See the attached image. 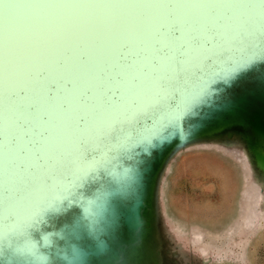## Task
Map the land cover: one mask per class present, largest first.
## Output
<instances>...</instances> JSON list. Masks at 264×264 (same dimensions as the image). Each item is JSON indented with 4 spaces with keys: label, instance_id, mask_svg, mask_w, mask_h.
I'll return each mask as SVG.
<instances>
[{
    "label": "water",
    "instance_id": "95a60500",
    "mask_svg": "<svg viewBox=\"0 0 264 264\" xmlns=\"http://www.w3.org/2000/svg\"><path fill=\"white\" fill-rule=\"evenodd\" d=\"M72 1L53 25L0 2V264L214 263L161 187L214 143L246 165L245 224L263 216L264 0Z\"/></svg>",
    "mask_w": 264,
    "mask_h": 264
},
{
    "label": "rangeland",
    "instance_id": "374dc122",
    "mask_svg": "<svg viewBox=\"0 0 264 264\" xmlns=\"http://www.w3.org/2000/svg\"><path fill=\"white\" fill-rule=\"evenodd\" d=\"M78 1L80 5L91 0ZM0 2L14 7H8V11L15 16L27 11L31 16L38 17L41 7H44L51 15L47 21L52 25L59 11L70 14V20L78 19V15L68 11L71 9L66 10L76 2L72 0ZM56 26L54 29L62 30L58 20ZM57 35L61 37L62 33L59 31ZM85 39L91 40L89 37ZM60 45L61 38H58L57 47ZM88 47H91L90 44ZM90 55L92 58L95 56ZM64 60L65 66L70 67L74 56L71 54ZM85 66L83 63L80 68ZM21 80L29 83L27 78ZM245 168L244 160L237 152L214 143H197L177 153L163 179L160 200L165 222L183 240V246L195 253L198 247L190 245L189 237L191 234L193 239L200 236V247L213 257L212 264H223L222 261L264 264V213L252 227L244 221L250 209L251 196L250 191L244 194L248 189Z\"/></svg>",
    "mask_w": 264,
    "mask_h": 264
}]
</instances>
